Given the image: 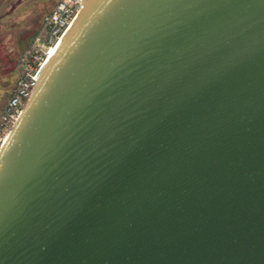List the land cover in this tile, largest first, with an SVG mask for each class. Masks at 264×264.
<instances>
[{"label": "water", "instance_id": "obj_1", "mask_svg": "<svg viewBox=\"0 0 264 264\" xmlns=\"http://www.w3.org/2000/svg\"><path fill=\"white\" fill-rule=\"evenodd\" d=\"M0 150V264H264V0H82Z\"/></svg>", "mask_w": 264, "mask_h": 264}, {"label": "built area", "instance_id": "obj_2", "mask_svg": "<svg viewBox=\"0 0 264 264\" xmlns=\"http://www.w3.org/2000/svg\"><path fill=\"white\" fill-rule=\"evenodd\" d=\"M81 1H57L43 17L37 34L20 53L14 86L0 111V150L37 84V73L72 25L82 7Z\"/></svg>", "mask_w": 264, "mask_h": 264}, {"label": "rangeland", "instance_id": "obj_3", "mask_svg": "<svg viewBox=\"0 0 264 264\" xmlns=\"http://www.w3.org/2000/svg\"><path fill=\"white\" fill-rule=\"evenodd\" d=\"M59 0H0V111L14 86L20 53Z\"/></svg>", "mask_w": 264, "mask_h": 264}]
</instances>
